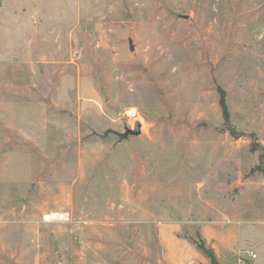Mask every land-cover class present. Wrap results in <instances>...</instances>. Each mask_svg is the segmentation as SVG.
I'll return each instance as SVG.
<instances>
[{
    "label": "rangeland",
    "instance_id": "1",
    "mask_svg": "<svg viewBox=\"0 0 264 264\" xmlns=\"http://www.w3.org/2000/svg\"><path fill=\"white\" fill-rule=\"evenodd\" d=\"M0 27V264H264V152L218 104L264 148V0H0Z\"/></svg>",
    "mask_w": 264,
    "mask_h": 264
},
{
    "label": "trees",
    "instance_id": "2",
    "mask_svg": "<svg viewBox=\"0 0 264 264\" xmlns=\"http://www.w3.org/2000/svg\"><path fill=\"white\" fill-rule=\"evenodd\" d=\"M220 110H221V115H222V120H223V130L226 131L232 138L238 139L241 137H247L250 140V146L251 150L257 151V150H263L264 148L257 142L255 136L253 134L245 136L243 133L237 132L230 123V114L227 108V104L225 101V95L223 91H219V101H218ZM264 159V156L261 155L260 160ZM261 167L257 166V170H259ZM263 177H264V167L260 169ZM192 244L195 246V248L202 254L204 255L208 260L210 264H219L215 253L212 248L206 247L205 243L202 240L199 241H194L192 240Z\"/></svg>",
    "mask_w": 264,
    "mask_h": 264
},
{
    "label": "water",
    "instance_id": "3",
    "mask_svg": "<svg viewBox=\"0 0 264 264\" xmlns=\"http://www.w3.org/2000/svg\"><path fill=\"white\" fill-rule=\"evenodd\" d=\"M140 133V124L135 123L133 129H125L124 133H114L118 137V142L127 140L130 136H137ZM108 134V132L106 133Z\"/></svg>",
    "mask_w": 264,
    "mask_h": 264
},
{
    "label": "crops",
    "instance_id": "4",
    "mask_svg": "<svg viewBox=\"0 0 264 264\" xmlns=\"http://www.w3.org/2000/svg\"><path fill=\"white\" fill-rule=\"evenodd\" d=\"M0 28H1V27H0ZM202 235H203L202 238H203L206 242H209V240H210L209 237L211 236L210 233L207 234V232H206V235H207V236H206V235L204 234V229H202ZM212 248H214V245H212ZM228 250H229V247L226 248V251H228ZM195 252H197V253L199 254V252H198L196 249L194 250V253H195ZM248 253H249V252H247V251H246V252H242V254H243V255H242V258H244L245 255L247 256V258L250 257ZM199 255H200V254H199ZM256 257H257V256H255V258H256ZM192 263H193V262H192ZM224 263H225V262H224ZM202 264H205V261H202ZM258 264H262V262H261V263L259 262Z\"/></svg>",
    "mask_w": 264,
    "mask_h": 264
},
{
    "label": "built area",
    "instance_id": "5",
    "mask_svg": "<svg viewBox=\"0 0 264 264\" xmlns=\"http://www.w3.org/2000/svg\"><path fill=\"white\" fill-rule=\"evenodd\" d=\"M63 219H64V215H63V214H60V215L57 217L56 220H58V221H62ZM248 254H249L250 258H255V255H254L253 253L249 252Z\"/></svg>",
    "mask_w": 264,
    "mask_h": 264
},
{
    "label": "clouds",
    "instance_id": "6",
    "mask_svg": "<svg viewBox=\"0 0 264 264\" xmlns=\"http://www.w3.org/2000/svg\"><path fill=\"white\" fill-rule=\"evenodd\" d=\"M136 112H137V110H136V108H131L130 110H129V115L130 116H135L136 115Z\"/></svg>",
    "mask_w": 264,
    "mask_h": 264
}]
</instances>
